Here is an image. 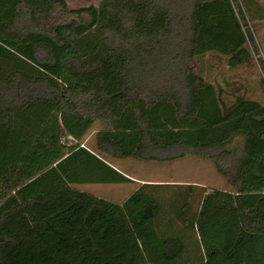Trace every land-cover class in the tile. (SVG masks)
<instances>
[{"label":"trees","instance_id":"trees-1","mask_svg":"<svg viewBox=\"0 0 264 264\" xmlns=\"http://www.w3.org/2000/svg\"><path fill=\"white\" fill-rule=\"evenodd\" d=\"M253 1L0 0V264H264V103L196 66L252 58ZM188 155L229 188L167 209L145 185L122 203L74 187Z\"/></svg>","mask_w":264,"mask_h":264},{"label":"rangeland","instance_id":"rangeland-1","mask_svg":"<svg viewBox=\"0 0 264 264\" xmlns=\"http://www.w3.org/2000/svg\"><path fill=\"white\" fill-rule=\"evenodd\" d=\"M100 1L101 0H66L69 7L74 9L97 6ZM238 2L244 4L246 9L245 0H238ZM234 5L239 12V5L236 1H234ZM251 14L252 16L249 14L250 27L252 28L258 50H256L253 45L249 44L252 48V58L250 60L242 65L230 67L227 57L217 54H207L196 60V66L199 72L210 83L222 86L226 89L240 88L241 93L244 94V96L264 103V0L253 1ZM104 127H106L104 122H95L83 140V143L87 146L93 147L95 133ZM127 160H131L137 164L138 168L137 170H134L137 177H153L155 174L176 181H195L208 185H216L217 187L229 188L226 178L218 172L214 163L209 159L189 155L165 163L143 161L134 158H127ZM111 161L113 163L116 162L114 159H111ZM156 166H162V169L155 171ZM132 185L125 182L78 183L74 184V187L116 202V200L119 201L124 199ZM167 189L170 192H168L169 194H166V203L163 197L161 200L164 201L165 207L167 205L166 208L169 209L172 204L174 206L179 203L182 204V197H178V191H187L189 187L186 183L178 182L176 185L173 184V186L164 187L165 191H167ZM209 189L211 191V188ZM196 190L201 193L203 189L202 187H196ZM172 192L175 193L173 202L169 199L171 198L170 194H172ZM175 196L177 198H175ZM198 200V198L188 200L187 203L193 207V209H190V214L192 213V210L194 211L198 208ZM174 210L176 212L182 211L180 207H175ZM188 210L189 209H187V214ZM178 225L180 226L181 224ZM194 239L190 237V240L188 241L189 244H191V247H194V245H196L195 243H197Z\"/></svg>","mask_w":264,"mask_h":264},{"label":"crops","instance_id":"crops-1","mask_svg":"<svg viewBox=\"0 0 264 264\" xmlns=\"http://www.w3.org/2000/svg\"><path fill=\"white\" fill-rule=\"evenodd\" d=\"M189 156V155H188ZM182 158V157H181ZM116 162L113 163L115 166L116 170L120 171L122 174H124L126 177H128L130 180L126 181L125 183L127 184H133L128 193H126L125 197L123 200H116V202L121 203L124 202L134 191H136L138 188H140L142 185H145L147 189L151 191H155L156 195L160 198L162 197H167L166 194L168 193L167 191L164 190V187L168 186H173V184H178L180 183H186V184H192L195 185L196 187H202V188H219V189H226L222 187H217L216 185H208L204 183H199V182H191V181H176L174 179H168L166 177H160L158 175H155L153 177H137L134 173V170H137L138 166L135 164V162H132L131 160H127V158H116L114 159ZM141 160V159H138ZM176 160V159H174ZM173 160V161H174ZM143 161H150V160H143ZM172 161V160H171ZM158 162V161H156ZM169 162V161H165ZM165 162H159V163H165ZM162 166H156V170H161ZM173 180V181H171ZM211 186V187H209Z\"/></svg>","mask_w":264,"mask_h":264}]
</instances>
